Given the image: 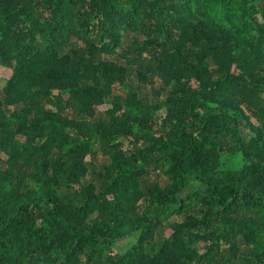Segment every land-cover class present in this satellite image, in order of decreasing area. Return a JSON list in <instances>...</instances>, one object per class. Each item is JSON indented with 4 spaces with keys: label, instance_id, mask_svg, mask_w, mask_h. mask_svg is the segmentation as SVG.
Returning <instances> with one entry per match:
<instances>
[{
    "label": "trees",
    "instance_id": "16d2710c",
    "mask_svg": "<svg viewBox=\"0 0 264 264\" xmlns=\"http://www.w3.org/2000/svg\"><path fill=\"white\" fill-rule=\"evenodd\" d=\"M0 68V264H264V0H0Z\"/></svg>",
    "mask_w": 264,
    "mask_h": 264
},
{
    "label": "rangeland",
    "instance_id": "374dc122",
    "mask_svg": "<svg viewBox=\"0 0 264 264\" xmlns=\"http://www.w3.org/2000/svg\"><path fill=\"white\" fill-rule=\"evenodd\" d=\"M11 75V71L7 69L0 68V88L3 87L6 83V81L9 79ZM98 162H102L104 159L101 156V154H98L97 156ZM169 233V232H167Z\"/></svg>",
    "mask_w": 264,
    "mask_h": 264
}]
</instances>
